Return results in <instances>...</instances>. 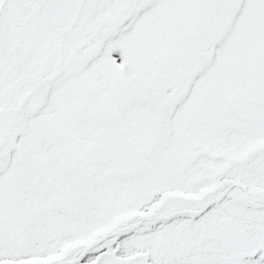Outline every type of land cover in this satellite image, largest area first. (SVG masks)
I'll list each match as a JSON object with an SVG mask.
<instances>
[{"label": "snow or ice", "instance_id": "6c2138e0", "mask_svg": "<svg viewBox=\"0 0 264 264\" xmlns=\"http://www.w3.org/2000/svg\"><path fill=\"white\" fill-rule=\"evenodd\" d=\"M0 264H264V0H0Z\"/></svg>", "mask_w": 264, "mask_h": 264}]
</instances>
